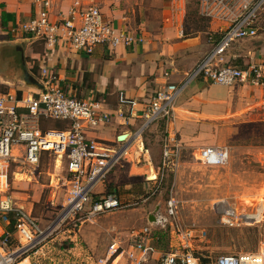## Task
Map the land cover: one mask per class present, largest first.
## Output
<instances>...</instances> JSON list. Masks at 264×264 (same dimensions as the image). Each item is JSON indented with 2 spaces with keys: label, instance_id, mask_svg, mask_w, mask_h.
Returning <instances> with one entry per match:
<instances>
[{
  "label": "built area",
  "instance_id": "built-area-1",
  "mask_svg": "<svg viewBox=\"0 0 264 264\" xmlns=\"http://www.w3.org/2000/svg\"><path fill=\"white\" fill-rule=\"evenodd\" d=\"M33 5L37 8L35 15L23 21L18 30L49 47L60 44L70 51L89 55L99 45L108 49L130 48L144 41L141 34L114 28L94 4L81 8L79 0H75L67 17L57 21L50 17V0H33ZM198 13L219 24V39L210 38L215 44L179 84L166 82L155 92L142 111V123L135 132L126 134L123 142L112 144L87 137V132L100 124L115 118L127 123L129 118L121 110L103 113L102 102L95 98L78 99L67 94L57 85V75L49 67L40 70L43 90L37 96L18 98L16 94H0V264H21L24 260L18 263L20 259L28 256L56 225L42 230L31 214L16 205L10 183L13 164L37 169L44 153L64 159L66 190L59 221L78 217L81 224L90 222L122 208L114 194L97 196L95 187L103 184L118 164L130 156V144L136 142L141 146L142 135L150 125L158 121L167 123L174 117L176 100L191 82L204 79L223 87L238 83L264 85V58L250 62L245 68L225 61V54L233 45L264 34V0H198ZM164 76L168 78L169 74ZM20 109L26 112L21 113ZM42 118L65 122L66 129L42 131L39 127ZM180 152L179 145L165 142L161 166L176 170ZM229 157L227 147L217 146L202 147L195 156L198 162L211 168L225 166ZM178 205L171 193L163 210L156 209L153 220L132 235L128 250L124 251L122 243L114 240L99 262L109 264L117 256L125 255L133 264H146L158 253L151 234L160 231L176 238V244L170 246V252L159 253L155 264H264V245L256 252L223 254L205 259L206 262L194 256L191 250L206 238V231L195 228L183 231ZM217 215V224L227 229L245 228L253 223L250 214H241L236 204L227 199L218 202ZM15 240L21 243L13 249Z\"/></svg>",
  "mask_w": 264,
  "mask_h": 264
},
{
  "label": "crops",
  "instance_id": "crops-1",
  "mask_svg": "<svg viewBox=\"0 0 264 264\" xmlns=\"http://www.w3.org/2000/svg\"><path fill=\"white\" fill-rule=\"evenodd\" d=\"M50 1L52 5L49 13L53 21L66 18L75 2V0ZM186 2L187 0L179 2L174 0H79L81 8L96 5L103 18L114 28L141 34L144 38L143 43L130 48L118 46L108 49L99 45L94 48L92 54L87 55L70 51L60 44L49 47L41 40L21 35L18 30L19 25L33 17L37 10L33 0H0V85L8 86L13 78L19 77L25 89L19 90L18 93L9 92V94H16L18 98H25L28 95L37 96L43 90L40 79L41 68L53 69L58 78L57 85L67 94L78 99L95 98L101 101L103 113L114 114L121 110L126 114L129 118L127 123L115 118L87 132L89 139L114 144L119 136L132 134L137 130L142 123V111L155 92L166 82L179 84L185 74L190 72L209 52L215 44L214 41L219 39V24L214 21L210 22L209 31L187 33L184 26ZM211 37L214 41L210 39ZM226 54L225 61L228 63L230 60L227 59ZM246 55H232L231 59L244 58ZM250 55L252 57H249L248 53L249 60L244 62L245 64L239 65L234 62L232 65L245 68L252 61L262 60L260 54L250 53ZM25 72L31 75L42 88L25 86L23 82ZM164 73H168L169 77L166 78ZM218 88H220L218 85L204 79L191 82L177 98L174 117L167 122L164 130H161L160 121L150 125L142 135L141 146H137L136 142L130 144V158L120 162L110 173L111 176L106 178L107 184L97 185L94 193L97 196L102 195L104 189L111 186L114 195L120 196L125 203L130 204L139 198L138 193L145 187L141 184L136 186L134 183L153 168L158 155L160 132L165 133V139L169 143L179 145L180 148L183 146L186 150L194 147L199 150L216 144L211 132L213 126L221 122L226 114H234L237 117L234 121L238 123L255 121L264 117V85L238 83L231 87L220 88L224 89L223 93L218 92ZM0 94L6 93L0 92ZM19 112L26 111L20 109ZM44 121L51 122L49 127L44 126L46 128L44 130L66 129L65 122L42 118L39 121L42 131H44L42 129ZM139 162L142 164L140 165ZM22 167L27 166L13 164L11 167V195L19 208L31 214L37 200L32 198L28 190L29 186L34 184L29 182L35 179L32 172L36 169L30 172ZM24 170L31 173L33 178ZM16 176L21 179H17ZM123 177L124 181L121 180ZM33 187L31 185V188ZM126 212L135 216V223L133 222L132 225H136L140 220V210L133 208ZM151 216V213L148 214V220L152 218ZM100 218L87 222L88 224L85 222L87 224L85 226L83 223L84 228L79 231L82 239L89 244L87 252L82 247V251L78 248L67 250L65 247L56 248L45 244L40 249L41 264H66L65 252L83 256L91 252L92 258L87 255L88 263L103 264L99 261L105 258L108 247L105 248L106 239H104L105 246L102 249L97 248L101 232L104 231V234L111 238L109 234L115 229L117 232L118 227H107L109 225H103V220ZM114 240L118 239L111 238L108 246ZM20 243L21 241L18 243L15 240L11 247L14 249ZM130 246L128 245L124 251ZM157 252L146 264H155L159 253H162ZM116 258H118L116 261L123 258L124 264H133L125 255Z\"/></svg>",
  "mask_w": 264,
  "mask_h": 264
},
{
  "label": "rangeland",
  "instance_id": "rangeland-1",
  "mask_svg": "<svg viewBox=\"0 0 264 264\" xmlns=\"http://www.w3.org/2000/svg\"><path fill=\"white\" fill-rule=\"evenodd\" d=\"M200 17L202 16L198 13V0H187L184 26L188 33H196L197 24L195 22ZM207 19L200 20V32H206L210 29L211 20ZM259 51L261 53H258ZM248 53L252 55L257 53L264 58V34L254 40L236 43L229 48L226 54L227 59L230 60L228 64L234 62L239 65L245 64L244 62L249 60ZM236 54L247 55L244 58L231 59V56ZM219 87L223 88V86ZM220 88L217 91L223 93L224 89ZM24 89L25 87L19 77L18 79L13 78L12 83L8 86L0 85L1 93H18L19 90ZM235 118L237 117L232 113L226 114L221 122H217L213 126L211 132L214 143L216 142L213 145L225 146L230 152L228 163L220 168L202 165L195 158L198 153L196 152L198 151L197 147L186 150L183 146L179 156L178 168L176 170H171L170 166L163 168L160 155L163 144L167 141L165 133L160 132L158 155L153 168L145 172L143 177L135 180L137 182L134 183L136 186L141 184L145 187L143 191L138 193L139 198L135 199L133 204H129L123 202L121 197L119 196V198L115 194L122 208L100 218L103 220V225H109L107 227L111 228L112 226L118 227L117 232L115 229L109 234L111 238L120 240L124 249L131 245L132 233L138 232L139 229L147 225L148 214L151 213L152 215L156 209L163 210L165 201L172 193L179 203L178 220L181 229L185 231L189 228H195L206 231V238L199 243L198 247L191 250L194 256L207 260L223 254L256 252L260 249L264 245V117L245 123H238L234 121ZM44 122H42L43 130L46 129L44 126L49 127L51 125L49 121ZM160 122L162 123L161 130H164L167 123ZM171 144L172 142L169 143V145ZM57 160L59 164L56 163ZM139 164L141 165L142 162ZM22 168L32 171L28 167ZM24 172L32 177L28 171L24 170ZM32 173L35 179L32 177L33 179L29 183H34L31 184L34 187L31 188L30 185L28 193L34 200H37V203H34L31 214L42 230L51 224L56 225L29 252L28 256L22 257L18 263L24 260L21 264H41L42 252L40 249L45 244L56 248L65 247L67 250L75 248L81 250L82 247L87 252L89 244L82 239L79 231L88 223H84L83 226L78 217H69L64 221H59L63 213L66 190L64 159L57 158L53 153L42 154L38 168ZM110 176L111 174L107 178ZM16 178L21 179L18 176ZM124 179L123 177L121 180L124 181ZM106 181L107 179L104 180V184H107ZM223 199L236 204L237 210L241 214H250L253 220L252 225L240 229H227L217 224V206L218 202ZM133 208L139 209L141 213L140 218L138 217L140 220L136 225H132L135 216L126 212ZM155 233H161L160 240H155ZM103 234L104 231L101 232L97 248L102 249L105 246L104 239H106L105 248L108 247L111 238ZM151 237L153 247L162 253L170 252V246L176 244V238H170L169 234L165 232L153 231ZM64 254L67 260L66 264H89L87 255L90 257L92 255L91 252L87 255L84 254V256L66 252ZM117 259L110 264L123 263V258L116 261Z\"/></svg>",
  "mask_w": 264,
  "mask_h": 264
},
{
  "label": "water",
  "instance_id": "water-1",
  "mask_svg": "<svg viewBox=\"0 0 264 264\" xmlns=\"http://www.w3.org/2000/svg\"><path fill=\"white\" fill-rule=\"evenodd\" d=\"M23 82H24L25 86H28V87H34V88H37V89H41L42 88V86L36 80H34L31 77V75H29L27 72H25L23 74ZM125 138H126V135H121V136L118 137L117 141L118 142H123ZM152 220H153V217L149 218L148 221L151 222Z\"/></svg>",
  "mask_w": 264,
  "mask_h": 264
},
{
  "label": "trees",
  "instance_id": "trees-1",
  "mask_svg": "<svg viewBox=\"0 0 264 264\" xmlns=\"http://www.w3.org/2000/svg\"><path fill=\"white\" fill-rule=\"evenodd\" d=\"M204 18H202V17H200L196 22H195V24H197L196 25V27H195V32H200V20H203ZM206 20V19H205ZM208 20V19H207ZM210 30V29H209ZM208 30V31H209ZM188 33V32H187ZM103 194H114V192H113V189L111 188V186H108L107 188H105L104 189V191H103ZM11 225H12V223H11ZM10 229V231H12V227H10L9 228ZM160 234L161 233H155V236L154 237H156V240L158 241V240H160ZM203 262H206V260L205 259H203Z\"/></svg>",
  "mask_w": 264,
  "mask_h": 264
},
{
  "label": "bare ground",
  "instance_id": "bare-ground-1",
  "mask_svg": "<svg viewBox=\"0 0 264 264\" xmlns=\"http://www.w3.org/2000/svg\"><path fill=\"white\" fill-rule=\"evenodd\" d=\"M56 163L59 164V161L57 160ZM55 166H56V165H55ZM50 230H51V229H50Z\"/></svg>",
  "mask_w": 264,
  "mask_h": 264
}]
</instances>
